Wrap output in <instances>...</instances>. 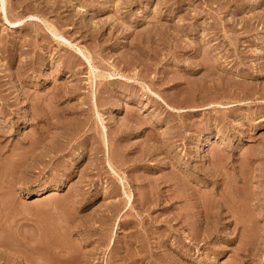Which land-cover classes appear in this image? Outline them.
<instances>
[{"label":"rangeland","instance_id":"rangeland-1","mask_svg":"<svg viewBox=\"0 0 264 264\" xmlns=\"http://www.w3.org/2000/svg\"><path fill=\"white\" fill-rule=\"evenodd\" d=\"M0 264H264V0H0Z\"/></svg>","mask_w":264,"mask_h":264}]
</instances>
